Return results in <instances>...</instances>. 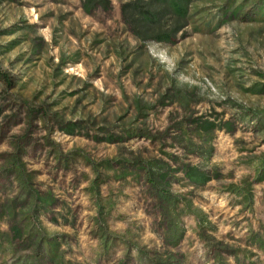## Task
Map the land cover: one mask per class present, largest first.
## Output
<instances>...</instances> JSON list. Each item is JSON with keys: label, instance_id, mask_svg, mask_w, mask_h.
Masks as SVG:
<instances>
[{"label": "rangeland", "instance_id": "obj_1", "mask_svg": "<svg viewBox=\"0 0 264 264\" xmlns=\"http://www.w3.org/2000/svg\"><path fill=\"white\" fill-rule=\"evenodd\" d=\"M108 1L0 0V264H264V0H197L174 45Z\"/></svg>", "mask_w": 264, "mask_h": 264}, {"label": "trees", "instance_id": "obj_2", "mask_svg": "<svg viewBox=\"0 0 264 264\" xmlns=\"http://www.w3.org/2000/svg\"><path fill=\"white\" fill-rule=\"evenodd\" d=\"M81 1V7L85 14H90L91 11L96 8L104 12L109 11L110 8L108 0ZM195 1L197 0H125L119 6L120 22L125 31L142 45L150 43L174 45L188 36L187 27L190 24V8ZM236 14L237 10L235 9L231 12V17H234ZM0 79L5 81L8 86H11L10 80L4 75L0 74ZM259 92H264V86ZM218 120L219 119L214 118L212 121L202 118L195 119V129L203 134L210 133L214 130L225 131L227 133L233 132V126L231 124L227 121ZM76 129H78L76 123H67L62 130L67 135L73 136L77 134ZM90 138L95 142H105L107 144L122 142L121 137L111 135L102 138ZM180 171L184 179L193 186H204L212 179L207 173L194 166H182ZM147 176L148 179H150V185H152L155 182L152 177L153 175L149 174ZM157 180L162 185L168 186L166 172H160L157 176ZM155 189H157L155 197L159 201L168 204L171 200L173 204L174 201L167 195L165 190L158 187H155ZM10 232L13 240H17L21 237V230L17 227L11 226ZM176 257V255H170V257L165 259L164 264H178V261L175 259ZM116 264H128V262L127 259H125L119 260ZM154 264L160 263L156 262Z\"/></svg>", "mask_w": 264, "mask_h": 264}]
</instances>
